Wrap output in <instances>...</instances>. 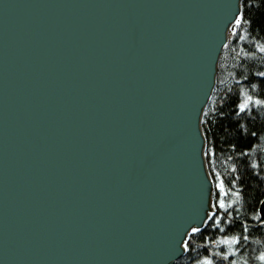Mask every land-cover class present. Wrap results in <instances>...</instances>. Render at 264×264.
Listing matches in <instances>:
<instances>
[{"label": "water", "instance_id": "water-1", "mask_svg": "<svg viewBox=\"0 0 264 264\" xmlns=\"http://www.w3.org/2000/svg\"><path fill=\"white\" fill-rule=\"evenodd\" d=\"M242 1L0 0V264L185 255L213 202L200 120Z\"/></svg>", "mask_w": 264, "mask_h": 264}, {"label": "trees", "instance_id": "trees-1", "mask_svg": "<svg viewBox=\"0 0 264 264\" xmlns=\"http://www.w3.org/2000/svg\"><path fill=\"white\" fill-rule=\"evenodd\" d=\"M241 12L245 22L221 54L215 89L205 110L208 116H203L206 123L202 124L206 149L214 152L205 156L208 170L214 187V173L225 183L226 209H217L219 226L209 222L202 232L191 237V254L176 264H194L196 258L206 255L214 264H231L232 260L236 264H260L256 257L264 253V227L253 219L259 201L264 200V109L253 106L251 114L236 115V100L243 90L253 99L264 98V77L258 75L264 72V0H243ZM234 191H240L239 200L231 195ZM219 198L215 188L214 202ZM232 236L239 237L240 244L233 246L235 255L225 261L222 256L228 249L216 241ZM244 236L248 237L246 241Z\"/></svg>", "mask_w": 264, "mask_h": 264}, {"label": "snow or ice", "instance_id": "snow-or-ice-1", "mask_svg": "<svg viewBox=\"0 0 264 264\" xmlns=\"http://www.w3.org/2000/svg\"><path fill=\"white\" fill-rule=\"evenodd\" d=\"M245 22V17L242 12H237L234 14L228 21V23L231 24V31L232 34L235 35L237 30L242 26V24ZM224 47H227V45H224ZM261 51H264V48L261 49ZM260 77H264V72L258 73ZM240 96H242V99H240ZM253 106H257L261 109H264V98H258L253 99L252 95H249L248 91L245 89L243 90L236 100V108L238 111L236 112L237 116H240L241 114H251L253 111ZM203 116L207 117L208 112L204 111ZM200 123H206L204 119L200 120ZM255 135V133H253ZM214 155L213 149L207 148L204 150V156ZM233 171H236V169H233ZM215 175V188L217 189V192L220 194V198L216 202H210L209 203V210L206 212V219H204V224H208L209 222L213 223L216 226H219L221 223V217L217 214V209L225 210L226 205L225 201L223 199L224 195H227L225 190V183L220 178L218 173H214ZM211 195V193H210ZM232 196H234L237 200L240 199V191H234L231 193ZM260 205L262 206L260 210L257 212L256 215L253 216L254 220L260 221V226L264 227V200L259 201ZM253 211H256L253 209ZM187 224H184L182 231L179 233V238L176 240V244L178 245V256L174 260H178L181 256L184 254H191V248L189 241L192 236H194L197 233L201 232L200 227H191V231H187ZM219 231L224 232V228H220ZM244 232L248 231L247 227L243 228ZM187 237V238H185ZM243 239L246 241L248 239L247 236H244ZM217 245H223L226 246L228 249V252L225 253L222 256V259L225 261H229L230 256H234L235 253L232 251L233 246L240 244V238L237 236L232 237H226L221 240L216 241ZM214 255H219V253H215ZM260 261V264H264V253H261L258 257H256ZM194 264H214V260L210 258L209 256H204L203 258H196L194 260ZM231 264H236L234 260L231 261Z\"/></svg>", "mask_w": 264, "mask_h": 264}, {"label": "rangeland", "instance_id": "rangeland-1", "mask_svg": "<svg viewBox=\"0 0 264 264\" xmlns=\"http://www.w3.org/2000/svg\"><path fill=\"white\" fill-rule=\"evenodd\" d=\"M233 36V34L231 33V35L229 36V40H230V38ZM229 42V41H228ZM207 167H208V165H207ZM210 174V173H209ZM214 195H215V187H214ZM214 195H213V202H214ZM259 208H260V206H259ZM259 211V210H258Z\"/></svg>", "mask_w": 264, "mask_h": 264}, {"label": "bare ground", "instance_id": "bare-ground-1", "mask_svg": "<svg viewBox=\"0 0 264 264\" xmlns=\"http://www.w3.org/2000/svg\"><path fill=\"white\" fill-rule=\"evenodd\" d=\"M216 78H217V77H216ZM207 107H208V106H207ZM185 255H186V254H185ZM185 255H184V256H185ZM184 256H183V257H184ZM183 257H182V258H183ZM182 258H181V259H182ZM179 260H180V259H179ZM179 260H178V261H179ZM178 261H177V262H178ZM177 262H176V263H177Z\"/></svg>", "mask_w": 264, "mask_h": 264}]
</instances>
